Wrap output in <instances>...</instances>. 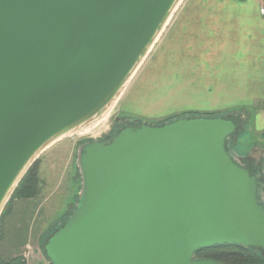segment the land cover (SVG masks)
I'll list each match as a JSON object with an SVG mask.
<instances>
[{
  "label": "water",
  "instance_id": "obj_1",
  "mask_svg": "<svg viewBox=\"0 0 264 264\" xmlns=\"http://www.w3.org/2000/svg\"><path fill=\"white\" fill-rule=\"evenodd\" d=\"M183 1L0 0V217L33 163L78 134L55 136L115 107ZM239 124L189 114L81 143L50 264H221L195 251L223 243L264 253L261 181L228 145Z\"/></svg>",
  "mask_w": 264,
  "mask_h": 264
},
{
  "label": "crops",
  "instance_id": "obj_2",
  "mask_svg": "<svg viewBox=\"0 0 264 264\" xmlns=\"http://www.w3.org/2000/svg\"><path fill=\"white\" fill-rule=\"evenodd\" d=\"M262 8L264 0H184L126 89L122 108L144 90L160 98L141 113L166 119L241 107L264 136ZM227 108L233 109L219 112Z\"/></svg>",
  "mask_w": 264,
  "mask_h": 264
},
{
  "label": "rangeland",
  "instance_id": "obj_3",
  "mask_svg": "<svg viewBox=\"0 0 264 264\" xmlns=\"http://www.w3.org/2000/svg\"><path fill=\"white\" fill-rule=\"evenodd\" d=\"M128 90L121 96L104 124L82 136L66 137L40 156L38 195L30 200L15 201L14 213L5 217V238L0 243V252L4 259L25 254L26 264H50L44 243L70 214L77 201L81 179L76 158L77 148L81 143L93 138L102 140L110 131H116L122 125L140 121L158 123L166 119L141 113L146 107L157 103L160 98L157 93L149 94L146 90L139 93L135 102L137 104L133 103L131 108H122ZM232 109L227 108L219 112ZM236 109L238 110L230 114L239 118L240 128L230 138L228 145L238 162L245 166H256V175L262 185L260 195L264 201V136L248 123L246 110L239 111L241 107ZM180 114L183 113H178Z\"/></svg>",
  "mask_w": 264,
  "mask_h": 264
},
{
  "label": "trees",
  "instance_id": "obj_4",
  "mask_svg": "<svg viewBox=\"0 0 264 264\" xmlns=\"http://www.w3.org/2000/svg\"><path fill=\"white\" fill-rule=\"evenodd\" d=\"M190 114H202V113H190ZM206 115H222V114L208 113ZM179 116H183V115H179ZM179 116L170 117L158 123L169 121ZM237 119L239 120L238 117ZM118 129H116V131L112 130L106 135L108 141L114 136V134L118 131ZM39 161H40V157L33 163V165L30 167L28 172L25 174V176L17 186L15 192L13 193L12 197L10 198L9 202L7 203L5 209L1 214L0 243L5 238V233H3V227H4L3 223L5 217L12 215L14 213V208H15L14 202L21 199L30 200L32 198H35L39 193V189H40ZM248 167L255 173L257 168L254 164H248ZM77 199H78V194H77ZM260 200L262 201L261 195H260ZM262 203L264 204V201H262ZM68 216L65 218L64 221H66ZM59 227L60 225L57 228ZM56 229H54L52 232H54ZM195 257L214 260L221 264H264V253L260 251H256L252 247H248L237 243H232V244L223 243V244H215L212 246L202 247L195 251ZM0 264H26V259L24 258L23 254L15 255L10 259H4L0 252Z\"/></svg>",
  "mask_w": 264,
  "mask_h": 264
},
{
  "label": "bare ground",
  "instance_id": "obj_5",
  "mask_svg": "<svg viewBox=\"0 0 264 264\" xmlns=\"http://www.w3.org/2000/svg\"><path fill=\"white\" fill-rule=\"evenodd\" d=\"M113 104L114 103L111 102L109 105H107L104 108L102 113L99 114L98 116H95L93 119H91L87 122H82V123L75 125L74 127L70 128L66 132L55 136L51 141H54L55 139H60L64 136H69V135H73V134H78V135L82 136L84 134H87L88 132H91V130H94L99 125L104 124V122L107 120L110 113L112 112V109L114 107Z\"/></svg>",
  "mask_w": 264,
  "mask_h": 264
},
{
  "label": "flooded vegetation",
  "instance_id": "obj_6",
  "mask_svg": "<svg viewBox=\"0 0 264 264\" xmlns=\"http://www.w3.org/2000/svg\"><path fill=\"white\" fill-rule=\"evenodd\" d=\"M102 141L106 142V141H108V140H107L106 137H104V138L102 139ZM247 167H248V166H247ZM255 172H256V174H258V173H257V170H256ZM260 193H261V192H260ZM47 261H48V260H47ZM48 262H49V261H48Z\"/></svg>",
  "mask_w": 264,
  "mask_h": 264
},
{
  "label": "built area",
  "instance_id": "obj_7",
  "mask_svg": "<svg viewBox=\"0 0 264 264\" xmlns=\"http://www.w3.org/2000/svg\"><path fill=\"white\" fill-rule=\"evenodd\" d=\"M261 10H262V12H264V8H262Z\"/></svg>",
  "mask_w": 264,
  "mask_h": 264
}]
</instances>
